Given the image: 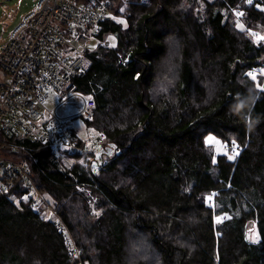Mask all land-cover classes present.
<instances>
[{
  "label": "trees",
  "instance_id": "trees-1",
  "mask_svg": "<svg viewBox=\"0 0 264 264\" xmlns=\"http://www.w3.org/2000/svg\"><path fill=\"white\" fill-rule=\"evenodd\" d=\"M95 2L109 8L73 83L113 153L70 169L0 135L45 201L0 176V264H264V0Z\"/></svg>",
  "mask_w": 264,
  "mask_h": 264
},
{
  "label": "built area",
  "instance_id": "built-area-1",
  "mask_svg": "<svg viewBox=\"0 0 264 264\" xmlns=\"http://www.w3.org/2000/svg\"><path fill=\"white\" fill-rule=\"evenodd\" d=\"M108 8V3L95 0L88 5L75 0H36L19 16L0 42V135L18 134L48 144L53 156L67 167L70 154L77 163L96 159L93 154L100 136L84 125L86 133L80 135L74 126L76 119L84 123L92 119L94 99L77 90L73 79L85 73L87 46L97 37ZM104 41L109 43L99 39L97 43L105 46ZM51 92L59 98L47 108L44 99ZM70 101L71 110L60 113ZM17 173L26 195L40 196L25 161L0 155V176L11 178ZM67 241L70 254L78 257L70 235Z\"/></svg>",
  "mask_w": 264,
  "mask_h": 264
},
{
  "label": "rangeland",
  "instance_id": "rangeland-1",
  "mask_svg": "<svg viewBox=\"0 0 264 264\" xmlns=\"http://www.w3.org/2000/svg\"><path fill=\"white\" fill-rule=\"evenodd\" d=\"M122 2L124 3H128V0H121ZM36 0H0V42L2 40H4V38L6 37L8 31L12 28V26L19 20V16L21 14H23L24 12H26L27 10L31 9L34 4H35ZM140 2H143V0H140ZM89 3H90V0H89ZM233 23L235 24L236 27H239L240 29L243 27V25L240 23V21H236L234 20ZM106 41H108L109 43L106 44L105 42V46H102L101 44H99L101 47H107L106 45H115V38H113L112 36L108 37L106 39ZM94 43V41H91L90 43V46ZM87 65H88V62H87ZM87 67V66H86ZM58 96L56 93L54 92H51L48 94V96L44 99V104L47 108H51L53 107L57 101H58ZM71 106H72V101L70 102H67L65 105H63L60 109V113L64 114V113H68L70 110H71ZM83 125V122L81 121V119H76L75 122H74V126L75 128L78 130V133L80 135H83L86 133L85 130L82 129L81 126ZM92 133H94L95 135H99L100 134L94 130H91ZM210 141H213L212 138H209ZM102 144L103 147L105 146L103 144V140L101 142V136H100V139H99V142H98V147H97V152L96 154H93V157L98 159L101 156V153L105 152L106 155H112L113 153V149H112V146H105L104 148L102 147V149L100 148V151H99V145ZM221 146H217V150H221ZM12 153H7V155H10ZM2 155H4V153L2 152ZM104 156V154H103ZM5 157V156H3ZM5 158H9L12 160V158H10L9 156L5 157ZM104 158V157H102ZM105 159V158H104ZM13 160H16V158H13ZM76 160H72L71 162L74 163ZM105 162L104 161H95V163L92 164V167L97 168L99 167L100 165H104ZM98 165V166H97ZM80 190V189H79ZM26 198H30L31 199V207H33L35 210H38L39 211V208L41 206H39V203L37 204L35 199L36 200H39L41 202H45L42 200V197L41 196H38V197H32V196H27L25 195ZM89 196L91 197V194H89ZM45 198V197H44ZM92 198V197H91ZM209 200V199H208ZM211 202V200L209 201ZM43 206H46L45 203H43ZM50 208H46L44 211V215L47 216V217H51L52 219H56L55 216H54V212L53 210H51L50 212ZM249 230H251L252 234H251V238H255V233L253 232L252 230V227H249ZM133 247V246H132Z\"/></svg>",
  "mask_w": 264,
  "mask_h": 264
},
{
  "label": "bare ground",
  "instance_id": "bare-ground-1",
  "mask_svg": "<svg viewBox=\"0 0 264 264\" xmlns=\"http://www.w3.org/2000/svg\"><path fill=\"white\" fill-rule=\"evenodd\" d=\"M129 2H130V0H128V3H129ZM72 160H75V156H74L73 154H70V156H69V167H68V168H70V169L73 167V165H75V164L77 163L76 161H75L74 163H72V162H71ZM95 161H97V160H92L91 163L93 164V163H95ZM91 163H90V164H91ZM31 208L33 209V207H31Z\"/></svg>",
  "mask_w": 264,
  "mask_h": 264
},
{
  "label": "water",
  "instance_id": "water-1",
  "mask_svg": "<svg viewBox=\"0 0 264 264\" xmlns=\"http://www.w3.org/2000/svg\"><path fill=\"white\" fill-rule=\"evenodd\" d=\"M176 176H177V175H176V171L174 170V177L176 178Z\"/></svg>",
  "mask_w": 264,
  "mask_h": 264
},
{
  "label": "snow or ice",
  "instance_id": "snow-or-ice-1",
  "mask_svg": "<svg viewBox=\"0 0 264 264\" xmlns=\"http://www.w3.org/2000/svg\"><path fill=\"white\" fill-rule=\"evenodd\" d=\"M251 75V74H250ZM254 78V77H253Z\"/></svg>",
  "mask_w": 264,
  "mask_h": 264
}]
</instances>
